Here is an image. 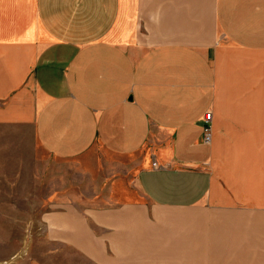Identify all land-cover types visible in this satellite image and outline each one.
Masks as SVG:
<instances>
[{"label":"crops","instance_id":"0c3cea01","mask_svg":"<svg viewBox=\"0 0 264 264\" xmlns=\"http://www.w3.org/2000/svg\"><path fill=\"white\" fill-rule=\"evenodd\" d=\"M0 126L79 161L11 264H264V0H0Z\"/></svg>","mask_w":264,"mask_h":264},{"label":"rangeland","instance_id":"374dc122","mask_svg":"<svg viewBox=\"0 0 264 264\" xmlns=\"http://www.w3.org/2000/svg\"><path fill=\"white\" fill-rule=\"evenodd\" d=\"M90 161L83 160L84 171L91 167ZM78 162L58 163L50 159L36 143L31 127L0 126V264H11L20 257L25 259L32 243L39 241L42 246V240L35 237L41 236L43 217L58 209L47 205L49 197L58 192L48 190V182H44L48 174L45 169L51 166L74 168ZM93 162L96 168L102 165L101 159ZM93 171L96 173L93 178L106 177L98 168ZM82 178L85 182L89 176L84 174ZM89 194L91 192H84L83 202L90 200L86 197Z\"/></svg>","mask_w":264,"mask_h":264},{"label":"built area","instance_id":"2783aa9c","mask_svg":"<svg viewBox=\"0 0 264 264\" xmlns=\"http://www.w3.org/2000/svg\"><path fill=\"white\" fill-rule=\"evenodd\" d=\"M206 126L204 127V140L206 143H211L212 140V131H211V120H212V113H208L206 115Z\"/></svg>","mask_w":264,"mask_h":264}]
</instances>
